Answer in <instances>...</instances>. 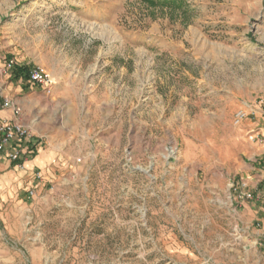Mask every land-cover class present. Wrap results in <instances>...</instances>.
Returning a JSON list of instances; mask_svg holds the SVG:
<instances>
[{"label": "rangeland", "instance_id": "374dc122", "mask_svg": "<svg viewBox=\"0 0 264 264\" xmlns=\"http://www.w3.org/2000/svg\"><path fill=\"white\" fill-rule=\"evenodd\" d=\"M187 4L184 21L141 0H0V98L10 58L55 82L18 97L50 157L3 159L0 264H264V116L235 120L264 97V0ZM240 177L254 199L231 196Z\"/></svg>", "mask_w": 264, "mask_h": 264}, {"label": "built area", "instance_id": "2783aa9c", "mask_svg": "<svg viewBox=\"0 0 264 264\" xmlns=\"http://www.w3.org/2000/svg\"><path fill=\"white\" fill-rule=\"evenodd\" d=\"M18 63L15 58H10L4 65V72L12 74ZM22 82L31 88H39L47 94H51L54 89V78L52 73L41 65L29 67L24 76L19 77ZM3 109L9 110L11 116L0 118V153H4L10 162L14 163L17 168H26L34 154L39 150L41 141L35 133L33 127L23 118L22 107L12 97H3L1 104ZM264 116V97L256 103H245L235 115L237 124H241L246 119H256ZM264 140V128L254 130L252 135L253 141ZM35 179L39 184L42 179L40 171H35ZM231 196L237 200L254 199L255 193L248 189V183L240 177L238 180L230 181ZM36 187L28 191V196L35 195Z\"/></svg>", "mask_w": 264, "mask_h": 264}, {"label": "crops", "instance_id": "0c3cea01", "mask_svg": "<svg viewBox=\"0 0 264 264\" xmlns=\"http://www.w3.org/2000/svg\"><path fill=\"white\" fill-rule=\"evenodd\" d=\"M25 62H19L18 65H25ZM0 75L1 77L3 76V70L0 68ZM7 79H9L10 81H6L8 86H7V91L10 95V97L14 98L17 102L18 101V97L20 96L21 98H26L27 95H31L33 93H40L42 92L41 89L39 88H31L26 86L22 80L20 78L15 79L13 78L12 74H8ZM20 94V95H19ZM3 98H0V118L1 117H8L11 116V112L9 110L3 109L1 104H2ZM20 103V102H19ZM43 141H41L39 150L34 154L32 160L30 161L32 166H45V162L49 159L50 156H45L44 154H42L43 150H44V145H43ZM7 158L6 155L4 153H0V175H2V173H5L4 171H7V169L9 168V166H11L12 164L8 161H3V159ZM6 175V174H5ZM11 176H13L11 173L9 174ZM6 175V176H9ZM5 177L3 176V179ZM38 183L36 182V180L34 179L33 182L31 183V188L33 187H37ZM30 188V189H31Z\"/></svg>", "mask_w": 264, "mask_h": 264}, {"label": "trees", "instance_id": "16d2710c", "mask_svg": "<svg viewBox=\"0 0 264 264\" xmlns=\"http://www.w3.org/2000/svg\"><path fill=\"white\" fill-rule=\"evenodd\" d=\"M148 8L166 11L173 17H180L184 21L189 20L190 8L187 0H141ZM29 69L28 65H17L12 73L13 78L18 79Z\"/></svg>", "mask_w": 264, "mask_h": 264}]
</instances>
